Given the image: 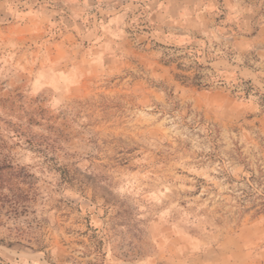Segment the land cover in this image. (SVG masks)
<instances>
[{"label":"rangeland","instance_id":"rangeland-1","mask_svg":"<svg viewBox=\"0 0 264 264\" xmlns=\"http://www.w3.org/2000/svg\"><path fill=\"white\" fill-rule=\"evenodd\" d=\"M0 264H264V0H0Z\"/></svg>","mask_w":264,"mask_h":264}]
</instances>
